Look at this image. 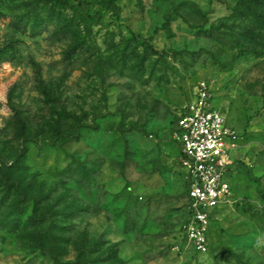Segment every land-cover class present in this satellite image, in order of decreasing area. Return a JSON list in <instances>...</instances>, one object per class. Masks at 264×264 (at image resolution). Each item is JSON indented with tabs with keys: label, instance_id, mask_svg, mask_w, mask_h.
<instances>
[{
	"label": "rangeland",
	"instance_id": "374dc122",
	"mask_svg": "<svg viewBox=\"0 0 264 264\" xmlns=\"http://www.w3.org/2000/svg\"><path fill=\"white\" fill-rule=\"evenodd\" d=\"M0 0V264H264V0ZM242 136L195 250L172 129L200 84Z\"/></svg>",
	"mask_w": 264,
	"mask_h": 264
},
{
	"label": "built area",
	"instance_id": "2783aa9c",
	"mask_svg": "<svg viewBox=\"0 0 264 264\" xmlns=\"http://www.w3.org/2000/svg\"><path fill=\"white\" fill-rule=\"evenodd\" d=\"M172 137L180 145L188 185V212L181 233L195 250L204 252L214 215L233 195L229 175L236 167L242 136L213 107L211 92L202 83L179 113Z\"/></svg>",
	"mask_w": 264,
	"mask_h": 264
},
{
	"label": "trees",
	"instance_id": "16d2710c",
	"mask_svg": "<svg viewBox=\"0 0 264 264\" xmlns=\"http://www.w3.org/2000/svg\"><path fill=\"white\" fill-rule=\"evenodd\" d=\"M46 1L49 3H52V4H56V5L64 4L70 8H73V6L71 4H69V2H67V1H63V0H46ZM187 194H188V192H187Z\"/></svg>",
	"mask_w": 264,
	"mask_h": 264
},
{
	"label": "crops",
	"instance_id": "0c3cea01",
	"mask_svg": "<svg viewBox=\"0 0 264 264\" xmlns=\"http://www.w3.org/2000/svg\"><path fill=\"white\" fill-rule=\"evenodd\" d=\"M236 158H237V156H236ZM234 171V170H233Z\"/></svg>",
	"mask_w": 264,
	"mask_h": 264
}]
</instances>
